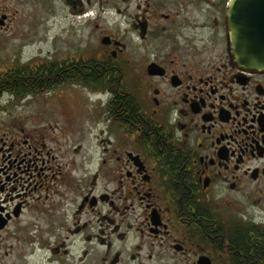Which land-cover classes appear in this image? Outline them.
I'll return each mask as SVG.
<instances>
[{"label": "flooded vegetation", "instance_id": "obj_1", "mask_svg": "<svg viewBox=\"0 0 264 264\" xmlns=\"http://www.w3.org/2000/svg\"><path fill=\"white\" fill-rule=\"evenodd\" d=\"M230 3L0 0V72L45 85L0 135V264H264V69Z\"/></svg>", "mask_w": 264, "mask_h": 264}, {"label": "water", "instance_id": "obj_2", "mask_svg": "<svg viewBox=\"0 0 264 264\" xmlns=\"http://www.w3.org/2000/svg\"><path fill=\"white\" fill-rule=\"evenodd\" d=\"M229 42L236 60L264 69V0H231Z\"/></svg>", "mask_w": 264, "mask_h": 264}, {"label": "trees", "instance_id": "obj_3", "mask_svg": "<svg viewBox=\"0 0 264 264\" xmlns=\"http://www.w3.org/2000/svg\"><path fill=\"white\" fill-rule=\"evenodd\" d=\"M8 72V71H7ZM40 72V71H39ZM37 70L26 69V70H18L16 72V76L14 78L13 75L6 73L5 71L0 72V105L1 99L6 92L13 94L17 98H22L27 96L28 94H32L34 92H40L44 84L38 83H28L27 79H32L39 73ZM6 73V74H5ZM41 74L43 76H55L56 73L52 68H43L41 70ZM6 75V79L10 78L9 82L6 83L4 78H1ZM23 80L24 82H21Z\"/></svg>", "mask_w": 264, "mask_h": 264}, {"label": "rangeland", "instance_id": "obj_4", "mask_svg": "<svg viewBox=\"0 0 264 264\" xmlns=\"http://www.w3.org/2000/svg\"><path fill=\"white\" fill-rule=\"evenodd\" d=\"M33 49H29L27 53L32 54ZM13 52H0V62H5L7 59H10L9 56H12ZM44 98L42 97H33L27 100L18 99L9 94H4L2 96V103L0 105V135L3 133L2 128L7 123V119L10 118L12 120L15 119L14 113L20 111L22 109L36 110L40 108V104L43 103ZM15 124V123H13Z\"/></svg>", "mask_w": 264, "mask_h": 264}]
</instances>
